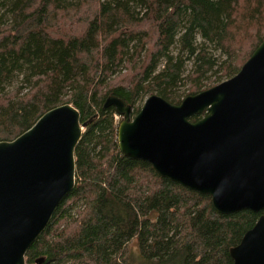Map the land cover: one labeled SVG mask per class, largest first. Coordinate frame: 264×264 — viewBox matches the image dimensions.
Returning a JSON list of instances; mask_svg holds the SVG:
<instances>
[{"label": "trees", "instance_id": "1", "mask_svg": "<svg viewBox=\"0 0 264 264\" xmlns=\"http://www.w3.org/2000/svg\"><path fill=\"white\" fill-rule=\"evenodd\" d=\"M263 41L264 0H0V142L65 104L88 123L74 189L25 264H233L260 214L220 215L210 197L127 160L103 106L115 96L136 115L154 94L179 105L235 76Z\"/></svg>", "mask_w": 264, "mask_h": 264}, {"label": "water", "instance_id": "2", "mask_svg": "<svg viewBox=\"0 0 264 264\" xmlns=\"http://www.w3.org/2000/svg\"><path fill=\"white\" fill-rule=\"evenodd\" d=\"M107 108L122 119L117 144L127 160L210 197L220 215L260 214L229 256L233 264H264V41L235 76L179 105L151 95L132 119L131 107L115 96ZM87 124L65 104L0 142V264H25L74 189L75 149Z\"/></svg>", "mask_w": 264, "mask_h": 264}, {"label": "rangeland", "instance_id": "3", "mask_svg": "<svg viewBox=\"0 0 264 264\" xmlns=\"http://www.w3.org/2000/svg\"><path fill=\"white\" fill-rule=\"evenodd\" d=\"M190 70V68L187 66L186 67V71H189ZM227 80H229V79H227ZM227 80H224V81H222V82H225V81H227ZM221 82V83H222ZM220 84V83H219ZM216 85H218V84H216ZM216 85H211V86H216ZM212 88V87H211ZM188 89H189V85H187L185 82H183L180 86H179V93L180 94H182V95H184V94H186L187 92H188ZM7 91V90H6ZM155 95V94H154ZM151 96V95H150ZM149 97V95L148 96H146V97H144L143 99H139L137 102H136V104H135V106H134V109H141L142 108V106H143V104H144V102L147 100V98ZM187 97V96H186ZM185 97H183L182 98V100L184 99ZM135 115H131V119L134 117ZM115 120L117 121V123H120L121 122V118H119V117H117L116 116V118H115ZM136 252H137V248H136V242L135 241H132V242H130L129 243V245H128V255L130 256V257H135L136 256Z\"/></svg>", "mask_w": 264, "mask_h": 264}]
</instances>
